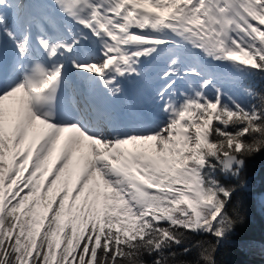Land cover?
<instances>
[{"label":"snow or ice","instance_id":"6c2138e0","mask_svg":"<svg viewBox=\"0 0 264 264\" xmlns=\"http://www.w3.org/2000/svg\"><path fill=\"white\" fill-rule=\"evenodd\" d=\"M174 11L0 0V264H220L264 152V0Z\"/></svg>","mask_w":264,"mask_h":264},{"label":"trees","instance_id":"16d2710c","mask_svg":"<svg viewBox=\"0 0 264 264\" xmlns=\"http://www.w3.org/2000/svg\"><path fill=\"white\" fill-rule=\"evenodd\" d=\"M252 83L257 91H264V80ZM246 164L243 221L234 226L229 240L217 247L220 264H264V152L248 157Z\"/></svg>","mask_w":264,"mask_h":264},{"label":"bare ground","instance_id":"6f19581e","mask_svg":"<svg viewBox=\"0 0 264 264\" xmlns=\"http://www.w3.org/2000/svg\"><path fill=\"white\" fill-rule=\"evenodd\" d=\"M136 2L140 5H143L146 7V9L149 10H155L156 13L163 19H166L170 16H173L175 13H173V10H175L176 7H178L179 2L175 3H167L165 0H136ZM64 152H76L79 151L77 146L74 144V142L69 139L65 141V145L63 150ZM90 159V153H85L81 151V155L79 156L78 160L75 161L74 166H81L83 164H86V162Z\"/></svg>","mask_w":264,"mask_h":264},{"label":"rangeland","instance_id":"374dc122","mask_svg":"<svg viewBox=\"0 0 264 264\" xmlns=\"http://www.w3.org/2000/svg\"><path fill=\"white\" fill-rule=\"evenodd\" d=\"M165 2H167L169 4L175 3V2H179V5H180L181 3L184 2V0H165ZM175 9H177V7ZM173 13H175L174 10H173ZM261 35L264 36V34H261ZM217 38H219V37H217ZM241 58L243 60H248V59H251L252 57L246 51L241 50ZM49 171H50V169H45V171L41 173V177H43L44 175H47ZM41 182L43 183V180H41ZM65 183H67V181ZM49 193H52L53 195L56 194L54 185H45V188L41 190L39 199L41 201H46L48 199ZM6 194L7 193H6V190H5V195Z\"/></svg>","mask_w":264,"mask_h":264}]
</instances>
